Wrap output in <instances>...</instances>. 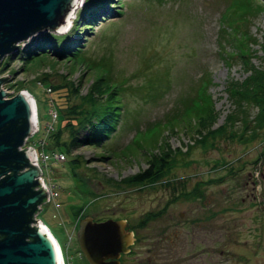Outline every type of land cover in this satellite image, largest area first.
Wrapping results in <instances>:
<instances>
[{
  "label": "rangeland",
  "instance_id": "374dc122",
  "mask_svg": "<svg viewBox=\"0 0 264 264\" xmlns=\"http://www.w3.org/2000/svg\"><path fill=\"white\" fill-rule=\"evenodd\" d=\"M109 1L120 15L108 19L114 15L108 11L91 29L78 30V42L84 45L70 62L46 54L25 59L17 51L14 58L0 60V77L8 75L0 89L12 96L22 87L35 99L39 131L29 143L47 158L40 165L50 193L36 218L56 239L65 264H81L75 238L81 215L135 226L147 213L155 217L133 231L138 259L126 255V264H146L145 248L158 237L162 246L155 247L151 264H264V125L251 142L207 137L201 144L194 141L199 136L194 132L197 117L189 110L196 89L207 80L206 92L217 114L213 126L232 110L226 82L246 75L233 53V34L244 30L255 40L249 45L251 60L264 70V2ZM235 2L246 3L250 13L229 23V6ZM67 31L51 35L56 42L74 39ZM33 40L20 43L26 48ZM100 74L104 84L121 87L116 130L98 146L72 148L69 154L75 161L64 153V160H53L52 153L60 149H53L44 133L51 122L48 110L81 102L91 79ZM70 84L78 88L77 94L70 93ZM245 108L251 120L256 108ZM234 130H240V123ZM67 136L64 131L62 140ZM164 140L175 151L174 164L160 181L142 186L119 182L146 168V160L162 151ZM196 186L201 195L186 197ZM174 233L177 241L170 243L166 239Z\"/></svg>",
  "mask_w": 264,
  "mask_h": 264
},
{
  "label": "water",
  "instance_id": "95a60500",
  "mask_svg": "<svg viewBox=\"0 0 264 264\" xmlns=\"http://www.w3.org/2000/svg\"><path fill=\"white\" fill-rule=\"evenodd\" d=\"M82 3L0 0V60L14 58L18 43L41 32H65ZM7 78L0 77V84ZM7 93L0 89V264H59L54 240L36 218L40 204L49 199L48 189L32 147L24 146L36 130L32 98L24 90ZM75 238L88 264H118L119 255L128 252L132 233L123 220L84 217Z\"/></svg>",
  "mask_w": 264,
  "mask_h": 264
},
{
  "label": "trees",
  "instance_id": "16d2710c",
  "mask_svg": "<svg viewBox=\"0 0 264 264\" xmlns=\"http://www.w3.org/2000/svg\"><path fill=\"white\" fill-rule=\"evenodd\" d=\"M248 3L246 0H244ZM264 2V0H261ZM242 2H235L229 8L232 10V17L229 23L236 20H244L238 18L243 14L250 13L248 5ZM249 4V3H248ZM262 7L261 5H259ZM113 7L109 0H83L81 8H79L67 32L74 37L72 40L65 42H56L51 34L43 33L34 38L33 42L28 47L22 49L21 56L29 59L34 55L46 54L55 56V58L66 61L69 57H75L82 50L84 44L78 42V30L86 31L91 29L95 22L104 20L107 12L113 11ZM256 7L258 12L263 10ZM113 16L108 19L120 15L119 11H113ZM231 14V13H230ZM234 16H237L234 19ZM102 17V19L100 18ZM224 19H226V13ZM81 25L82 28H78ZM237 29H234V31ZM75 36L77 39H75ZM231 42L234 43L236 51L233 52L240 59L242 69L246 73L245 77L240 81L226 82L225 90L228 97L233 103L232 110L225 116L223 122L214 127L217 114L214 110L213 102L206 92L208 80L200 84L196 89L195 97L191 99L189 110L197 117V128L194 132L198 133V137L194 138L196 143L203 144L207 137L214 140L217 137H228L229 139L236 138L241 143L251 142L255 139L258 131L264 125V70L255 66L252 63L253 49L249 45H254L255 40L247 34L246 31H241L238 36L232 35ZM264 37V31H263ZM264 48V42L262 43ZM39 51V53H36ZM70 62V60H69ZM7 66V65H6ZM3 67L2 69L6 68ZM70 72L74 70H69ZM104 75H97L91 79L86 91L80 96L81 102L68 106H55L56 120L53 122V130L47 133L50 138V146L53 149H60V153L67 155L72 148L82 145H100L103 138L109 137L118 125L122 112L121 97L119 90L121 87L114 84H104ZM51 88V86H49ZM70 93L75 95L78 93V88L70 84ZM63 86H52L53 90L62 89ZM23 89L22 87L17 90ZM254 106L255 114L251 120L246 111V106ZM38 118V113H37ZM174 119V118H173ZM240 123V130L235 131L236 124ZM39 131V129H38ZM67 131L68 138L62 140V133ZM30 142L28 137L26 143ZM162 151L150 155L146 160L147 167L125 178L119 182L126 186H142L146 183L152 184L160 181L169 171L173 162L174 150L168 147L164 140ZM72 161L76 158L72 157ZM105 159L106 157H100ZM43 174V173H42ZM206 183H212L208 180ZM201 191L196 186L192 191L185 194L186 197H199ZM155 217V214H145L135 226L126 225L125 230L134 231L135 227L141 228L146 222ZM44 224V223H43ZM77 226V225H76Z\"/></svg>",
  "mask_w": 264,
  "mask_h": 264
},
{
  "label": "flooded vegetation",
  "instance_id": "af4514ba",
  "mask_svg": "<svg viewBox=\"0 0 264 264\" xmlns=\"http://www.w3.org/2000/svg\"><path fill=\"white\" fill-rule=\"evenodd\" d=\"M41 176H43V174L41 175ZM43 179V182H45V179H44V177L42 178ZM46 183V182H45ZM84 217H87L86 215H81L78 219H77V222L76 223H78V221L80 220V219H82V218H84ZM91 220L92 221H96V220H93L92 218H91ZM96 222H99V221H96ZM126 226V225H125ZM76 228H77V226H76ZM131 233H132V242H131V244L128 246V252L127 253H121L120 255H119V257H118V264H126L125 263V256L127 255V257L130 255L131 257H134L135 258V260H137L138 258V252H135L134 250H133V245H134V243L136 242V235H135V233L133 232V231H131ZM161 238L160 237H158V239L156 240L157 242L155 243V244H153V246H151V247H146L145 248V254H146V256H145V258H144V261H145V263L146 264H151L152 263V261H154L155 260V258H154V254H155V247L157 246V245H159V246H162L161 244L162 243H160V240ZM166 240H168L170 243H174V242H176L177 241V234L176 233H174L173 235H172V237L170 236H168L167 237V239ZM163 241V240H162ZM77 254H78V256H79V258H80V262H81V264H88V262L86 261V259H85V257H84V255L82 254V252L80 251V249H78V251H77ZM64 264H65V262H64Z\"/></svg>",
  "mask_w": 264,
  "mask_h": 264
},
{
  "label": "built area",
  "instance_id": "2783aa9c",
  "mask_svg": "<svg viewBox=\"0 0 264 264\" xmlns=\"http://www.w3.org/2000/svg\"><path fill=\"white\" fill-rule=\"evenodd\" d=\"M22 44L23 43H18L17 44V45H19L17 47V53L18 52L20 54L22 53V49H23V45ZM47 91H49L48 88H47ZM32 105H33V113H34V118H35V123H36V130H35V132H37L38 129H39V126H38V119H37V116H36V105H35L34 99H32ZM48 114L50 116L51 122L45 126V129H44V133L45 134H47V133H49L50 131L53 130V122L56 120V111L54 109H49L48 110ZM40 142H42V140ZM32 149H33V153H34L35 162L41 167L40 161L46 162V159L47 158H46V156L42 152H40V153L37 152L34 147H32ZM51 158L53 160H55V161H62V160H64L63 154L56 153V152L55 153H52ZM43 184L48 189L47 184L45 182H43ZM48 193H49V191H48ZM49 197H50V193H49ZM69 238H70V236H69ZM55 245H56V249H57V253H58L59 264H64V261H63L64 258L62 259V257H61L62 253H60V250H59L60 248H58L57 244H55Z\"/></svg>",
  "mask_w": 264,
  "mask_h": 264
},
{
  "label": "bare ground",
  "instance_id": "6f19581e",
  "mask_svg": "<svg viewBox=\"0 0 264 264\" xmlns=\"http://www.w3.org/2000/svg\"><path fill=\"white\" fill-rule=\"evenodd\" d=\"M36 111H37V108H36ZM44 227H45V225H44ZM45 229H47L46 231L48 232V234H49L50 236L54 237V236L51 234V232H50V230L48 229V227H45ZM52 239H53V238H52ZM53 240H54V243L57 244L58 248H60L59 245H58V243H57V241H56V239L54 238ZM59 250H60V253H61V249H59ZM61 257H62V259H63V256H62V255H61ZM63 261H64V259H63Z\"/></svg>",
  "mask_w": 264,
  "mask_h": 264
},
{
  "label": "crops",
  "instance_id": "0c3cea01",
  "mask_svg": "<svg viewBox=\"0 0 264 264\" xmlns=\"http://www.w3.org/2000/svg\"><path fill=\"white\" fill-rule=\"evenodd\" d=\"M29 143V142H28ZM28 145H31L30 143Z\"/></svg>",
  "mask_w": 264,
  "mask_h": 264
}]
</instances>
